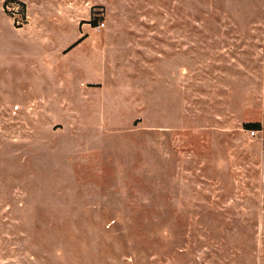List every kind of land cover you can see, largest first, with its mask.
Instances as JSON below:
<instances>
[{"label":"rangeland","instance_id":"1","mask_svg":"<svg viewBox=\"0 0 264 264\" xmlns=\"http://www.w3.org/2000/svg\"><path fill=\"white\" fill-rule=\"evenodd\" d=\"M0 264H264V0H0Z\"/></svg>","mask_w":264,"mask_h":264},{"label":"trees","instance_id":"2","mask_svg":"<svg viewBox=\"0 0 264 264\" xmlns=\"http://www.w3.org/2000/svg\"><path fill=\"white\" fill-rule=\"evenodd\" d=\"M98 23V22H97ZM97 23H94V26L97 24ZM243 129L245 130H250V131H259L260 130V125L257 124V123H244L243 124Z\"/></svg>","mask_w":264,"mask_h":264},{"label":"built area","instance_id":"3","mask_svg":"<svg viewBox=\"0 0 264 264\" xmlns=\"http://www.w3.org/2000/svg\"><path fill=\"white\" fill-rule=\"evenodd\" d=\"M102 28H103V23H101V22H98V23L94 26V30H95L96 32H100V31L102 30Z\"/></svg>","mask_w":264,"mask_h":264}]
</instances>
